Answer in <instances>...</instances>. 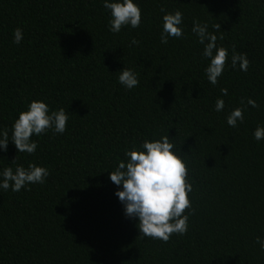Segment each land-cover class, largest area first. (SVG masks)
Segmentation results:
<instances>
[{
	"label": "trees",
	"instance_id": "1",
	"mask_svg": "<svg viewBox=\"0 0 264 264\" xmlns=\"http://www.w3.org/2000/svg\"><path fill=\"white\" fill-rule=\"evenodd\" d=\"M134 2L140 26L112 33L102 0H0V129L10 137L33 100L68 115L63 134L31 136L33 154L11 140L0 151V171H49L43 184L0 190V264H264L255 243L264 237V139L252 136L264 126V0ZM176 10L183 35L161 44V17ZM193 21L207 23L229 57L245 53L247 71L226 58L211 85ZM124 67L137 74L131 90L117 80ZM237 107L244 120L232 128L225 117ZM163 135L186 162L194 210L185 234L167 242L140 236L109 179L125 149Z\"/></svg>",
	"mask_w": 264,
	"mask_h": 264
},
{
	"label": "clouds",
	"instance_id": "2",
	"mask_svg": "<svg viewBox=\"0 0 264 264\" xmlns=\"http://www.w3.org/2000/svg\"><path fill=\"white\" fill-rule=\"evenodd\" d=\"M102 5L109 14L107 27L110 32L119 33L123 26L132 29L140 26L141 10L134 0H102ZM161 12H164L163 8ZM181 25L182 13L179 10L165 12L161 17L160 43L167 44L169 38L173 37L181 38ZM213 28L220 29V25H214ZM191 32L195 34L197 42L203 45L201 57L209 61L204 68V75L211 85H217L226 58L230 60L231 68L236 69L238 66L240 71H247L249 61L246 54L233 49L229 57L226 48L217 46V35L209 31L207 23L193 21ZM12 35V42L19 44L22 40L21 29H14ZM136 44L138 41L133 38L130 46ZM117 80L125 90L138 85L137 74L125 67L119 71ZM220 92L223 96L228 94L226 88H221ZM240 103L245 105L244 98H241ZM246 106L258 107L251 98L246 100ZM223 109L224 100L217 98L213 110L221 112ZM243 110L237 107L226 115L229 127L235 128L238 122H243ZM67 120L68 115L63 108L50 110L45 102L33 100L27 105V110L21 111L14 119L10 137L8 129H0V151H6L11 140L18 153L31 155L37 149L31 136L39 137L49 131L53 135L63 134ZM252 136L255 141L264 139V126L258 124ZM173 148L168 135L158 140L145 139L139 148L125 149L124 159L118 161L115 169L109 172L110 181L119 186L114 194L123 206L124 215L138 221L140 236L163 242H167L172 234L184 235L189 214L194 211L187 195L192 191V186L187 179L186 162ZM48 175L47 168L33 163H29L27 168L17 165L14 171L11 167H5L0 171V190L11 188V191L17 192L30 184H43ZM185 209H188V213H185ZM255 243L264 252V237H256Z\"/></svg>",
	"mask_w": 264,
	"mask_h": 264
}]
</instances>
